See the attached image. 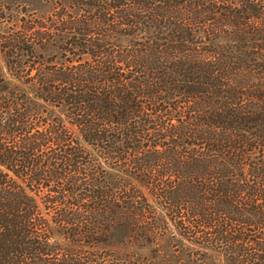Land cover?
<instances>
[{"label":"trees","instance_id":"16d2710c","mask_svg":"<svg viewBox=\"0 0 264 264\" xmlns=\"http://www.w3.org/2000/svg\"><path fill=\"white\" fill-rule=\"evenodd\" d=\"M40 1L0 35V264H264V0Z\"/></svg>","mask_w":264,"mask_h":264},{"label":"rangeland","instance_id":"374dc122","mask_svg":"<svg viewBox=\"0 0 264 264\" xmlns=\"http://www.w3.org/2000/svg\"><path fill=\"white\" fill-rule=\"evenodd\" d=\"M20 8H23V10H26L28 14L33 16L44 14L48 10L47 5L42 3L40 0H22V3L20 4H14L12 0H0V10L12 12L11 14L5 15L0 13V16L4 17V19H0V35H2V33L6 31L7 28H10V24L13 21L12 19H14L15 11L20 10ZM0 66L3 68L1 55Z\"/></svg>","mask_w":264,"mask_h":264}]
</instances>
